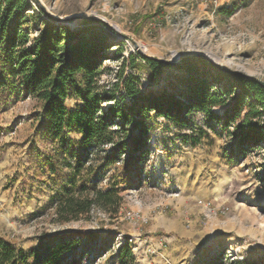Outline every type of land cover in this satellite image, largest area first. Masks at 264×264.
<instances>
[{
    "label": "rangeland",
    "instance_id": "374dc122",
    "mask_svg": "<svg viewBox=\"0 0 264 264\" xmlns=\"http://www.w3.org/2000/svg\"><path fill=\"white\" fill-rule=\"evenodd\" d=\"M29 1L36 14L45 13V21L53 18L72 29L84 20L106 22L118 47L102 66L104 87H112L120 74V83L134 74L144 92L183 90V71L165 69L154 81L140 55L174 65L184 57L206 56L220 68L264 83V0ZM131 54L139 68L128 61ZM117 90L131 101L122 85ZM66 104L75 108L77 99ZM227 108L214 111L225 117ZM41 109L34 97L0 92V237L29 252L70 235L79 244L66 257L79 264H121L120 249L127 243L132 264H264V144L238 147L240 121L224 128L223 121L193 111L194 129L180 130L151 114L148 153L136 169L123 170L128 153L107 164L113 153L107 145L88 155L97 156L95 173L76 178L78 185H114L118 205L61 223L55 208L70 189L71 171L57 142L39 131ZM68 137L80 139L75 133Z\"/></svg>",
    "mask_w": 264,
    "mask_h": 264
},
{
    "label": "trees",
    "instance_id": "16d2710c",
    "mask_svg": "<svg viewBox=\"0 0 264 264\" xmlns=\"http://www.w3.org/2000/svg\"><path fill=\"white\" fill-rule=\"evenodd\" d=\"M38 11L40 15L29 0H0V92H11L16 99L34 97L42 103L39 131L57 142L65 158L62 163L71 171L70 189L56 203L59 222L79 220L94 208L106 210L118 205L120 197L114 185L109 189L78 185L76 178L82 173H95L97 156L89 160L88 155L107 145L113 146L107 164L115 165L128 153L123 170L127 173L136 169L148 153L151 114L165 118L180 130L194 129L189 120L193 111L207 114L208 120L223 121L224 128L240 121L238 147L264 144V83L220 68L202 56L184 57L174 65L140 55L154 81L165 69L183 71L179 81L183 90L144 92L140 78L134 74L123 83L120 74L112 87H104L100 84L102 66L110 59V50L118 47L108 27L99 21L84 20L72 29L53 18L45 21L41 17L45 13ZM220 12L233 13L230 9ZM119 50L122 48L116 53ZM128 61L133 68L141 66L132 54ZM120 85L130 97L129 103L118 94ZM71 98L77 99L75 108L66 104ZM105 104L109 106L104 108ZM225 105V117L214 111ZM71 133L80 135V139L72 141L68 137ZM192 142L197 145L199 139ZM48 164L57 171L51 160ZM78 244L79 239L63 235L25 252L0 237V264H79L66 257ZM120 262H135L129 243L120 249Z\"/></svg>",
    "mask_w": 264,
    "mask_h": 264
},
{
    "label": "water",
    "instance_id": "95a60500",
    "mask_svg": "<svg viewBox=\"0 0 264 264\" xmlns=\"http://www.w3.org/2000/svg\"><path fill=\"white\" fill-rule=\"evenodd\" d=\"M57 20H59V21H61L60 19H57ZM102 22H105V21H103V20H101ZM106 23V22H105ZM205 58H207L206 56H204ZM208 59V58H207ZM157 60H159V59H157ZM179 62H181V60L179 61ZM165 63H167V64H172V63H170V62H165ZM233 73H236V74H239V75H243L242 73H240V72H233Z\"/></svg>",
    "mask_w": 264,
    "mask_h": 264
},
{
    "label": "bare ground",
    "instance_id": "6f19581e",
    "mask_svg": "<svg viewBox=\"0 0 264 264\" xmlns=\"http://www.w3.org/2000/svg\"><path fill=\"white\" fill-rule=\"evenodd\" d=\"M141 48V47H140Z\"/></svg>",
    "mask_w": 264,
    "mask_h": 264
}]
</instances>
